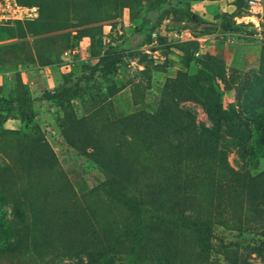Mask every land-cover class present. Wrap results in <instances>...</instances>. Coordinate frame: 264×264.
Returning <instances> with one entry per match:
<instances>
[{
	"label": "rangeland",
	"instance_id": "obj_1",
	"mask_svg": "<svg viewBox=\"0 0 264 264\" xmlns=\"http://www.w3.org/2000/svg\"><path fill=\"white\" fill-rule=\"evenodd\" d=\"M25 1L38 6L36 0ZM128 1V7L84 36L50 32L40 18L0 27V94L8 97H40L46 89L74 83L105 51L126 53L116 74L96 75L84 95L65 108L36 100L28 111L33 122L24 120L21 110L0 118V182L13 177L19 146L29 147L33 138L48 146L79 195L104 181L98 163L64 138L61 118L67 114L86 118L96 133L124 142L133 157L151 165L154 160L132 136L135 127L155 132L157 119L183 130L189 110L201 131L214 133V144L232 168L251 175L264 170V139L252 118L255 97L264 89V0ZM71 43L74 48H67ZM185 87L206 91L221 107V119L200 102L182 98L179 91ZM85 143L92 150V142ZM42 153L31 166L34 191L42 189L49 174ZM181 171L180 177L198 182L200 193L218 190L230 212L215 222L208 240L191 238L183 244L171 238L176 254L187 264H264V181L258 197L243 202L208 164L183 165ZM16 235L12 205L0 200V243ZM201 251L204 255L196 259ZM110 257L113 264H150L142 251ZM86 262L81 256L78 264Z\"/></svg>",
	"mask_w": 264,
	"mask_h": 264
},
{
	"label": "trees",
	"instance_id": "obj_2",
	"mask_svg": "<svg viewBox=\"0 0 264 264\" xmlns=\"http://www.w3.org/2000/svg\"><path fill=\"white\" fill-rule=\"evenodd\" d=\"M36 2L39 16L14 24L40 18L50 32L77 31L81 36L112 19L113 12L129 6L128 0ZM69 47L74 48V43ZM125 59L123 50L105 51L74 83L46 89L40 97L0 94V118L5 120L21 110L22 118L33 122L28 111L36 100L65 108L84 95L96 75L116 74ZM179 94L200 102L215 120L221 119V107L210 100L206 91L185 87ZM253 108L252 118L260 129V139H264L263 88L255 97ZM185 116L183 130L157 119L155 132L143 133L140 126L135 127L132 136L154 160L151 165L133 157L124 142H117L102 131L96 133L86 118H70L68 114L61 118L67 142L81 155L98 163L105 176L103 182L81 195L56 166L47 145L40 144L38 138H33L29 147L21 144L13 168L15 174L10 180L0 182V200L12 205L17 228L13 240L1 241L0 260L13 264H78L80 257L85 256L86 264H113L111 255L135 256L142 251L150 256V264H187L170 245L171 238L183 244L191 238L208 240L214 234L215 222L230 209L229 201L217 195L218 190L204 195L198 191L195 179L180 177L181 167L208 164L210 170L228 179L227 187L243 202L258 197L264 170L251 175L232 168L225 151L214 144V133L201 131L191 111L187 110ZM87 141L92 142V150H87ZM40 152L46 155L49 174L40 185L42 189L34 191L31 166ZM203 255L204 251L197 253L196 259Z\"/></svg>",
	"mask_w": 264,
	"mask_h": 264
},
{
	"label": "built area",
	"instance_id": "obj_3",
	"mask_svg": "<svg viewBox=\"0 0 264 264\" xmlns=\"http://www.w3.org/2000/svg\"><path fill=\"white\" fill-rule=\"evenodd\" d=\"M38 16L39 7L37 5H25L18 0H0V25L32 20Z\"/></svg>",
	"mask_w": 264,
	"mask_h": 264
}]
</instances>
